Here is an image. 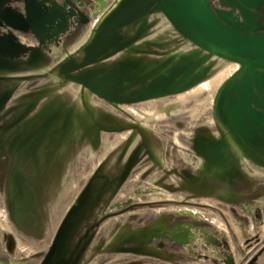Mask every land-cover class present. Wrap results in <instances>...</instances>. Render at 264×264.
<instances>
[{"label": "rangeland", "instance_id": "1", "mask_svg": "<svg viewBox=\"0 0 264 264\" xmlns=\"http://www.w3.org/2000/svg\"><path fill=\"white\" fill-rule=\"evenodd\" d=\"M0 46V264H264V0H0Z\"/></svg>", "mask_w": 264, "mask_h": 264}, {"label": "water", "instance_id": "2", "mask_svg": "<svg viewBox=\"0 0 264 264\" xmlns=\"http://www.w3.org/2000/svg\"><path fill=\"white\" fill-rule=\"evenodd\" d=\"M33 5V4H32ZM33 9H34V12H35V19L40 22H44L46 21L45 18H43V13L39 12V10H37V6L35 7V5H33ZM8 14V18H20L22 19L21 21L24 20L23 17L17 15L16 13H13V12H7ZM10 16V17H9ZM46 17L47 19H49V24H54L57 26V28L59 29V31H63L64 29H66L67 25H68V18L66 16V14L64 12H60V11H53V12H50L48 14H46ZM22 28H25L28 26V23L26 21H24L22 24H20ZM63 229H64V226H62L59 231L57 232L56 236H55V239H54V242L47 254V256L45 257L44 259V262L43 264H49L55 254H56V251H57V248H58V244H59V241L61 239V236H62V233H63Z\"/></svg>", "mask_w": 264, "mask_h": 264}, {"label": "bare ground", "instance_id": "3", "mask_svg": "<svg viewBox=\"0 0 264 264\" xmlns=\"http://www.w3.org/2000/svg\"><path fill=\"white\" fill-rule=\"evenodd\" d=\"M33 4V3H32ZM0 49H3L4 51L6 50V48H2L1 46H0Z\"/></svg>", "mask_w": 264, "mask_h": 264}]
</instances>
